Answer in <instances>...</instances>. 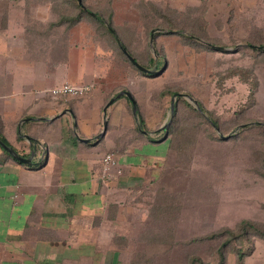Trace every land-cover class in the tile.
<instances>
[{
  "label": "rangeland",
  "instance_id": "1",
  "mask_svg": "<svg viewBox=\"0 0 264 264\" xmlns=\"http://www.w3.org/2000/svg\"><path fill=\"white\" fill-rule=\"evenodd\" d=\"M10 1L13 15L20 10L27 16L60 19L77 13L71 3L57 0ZM81 2L85 16L76 26L84 24L108 63L121 71L125 81L118 89L132 93L145 117L157 119L151 129L167 122L175 94L188 95L201 105L198 118L185 113L174 127L160 177L138 192V206H133L139 211L126 212L128 235L117 240L129 259L122 264H244L252 253L241 262L236 259L242 238L235 236L242 222L256 223L264 231V132L249 129H264V60L243 50L253 42L248 36L264 46V0ZM95 13L101 21L111 20L140 66L153 71L154 59L163 62L160 70L150 78L138 74L102 30L96 34L98 24L88 18ZM194 17L206 23L210 37L196 44L198 48L181 33L182 28L190 31L186 21ZM207 43L220 52L206 49ZM239 68L250 69L257 81L253 104L247 100L248 87L238 77L227 78L228 71ZM163 90L174 95H160ZM178 99L183 98L175 99V105ZM139 116L137 111V124ZM211 118L218 131L209 124ZM213 235L218 236L209 238ZM250 239L255 256L264 255V238Z\"/></svg>",
  "mask_w": 264,
  "mask_h": 264
},
{
  "label": "crops",
  "instance_id": "2",
  "mask_svg": "<svg viewBox=\"0 0 264 264\" xmlns=\"http://www.w3.org/2000/svg\"><path fill=\"white\" fill-rule=\"evenodd\" d=\"M13 5L0 1V139L31 165L0 147V264L126 263L117 240L127 238L126 212L139 211L140 189L160 177L167 128L151 129L157 119L138 103L137 124L118 89L125 78L84 24L13 15ZM65 83L92 88L50 96ZM107 154L115 166L104 178ZM254 248L244 264H264Z\"/></svg>",
  "mask_w": 264,
  "mask_h": 264
},
{
  "label": "trees",
  "instance_id": "3",
  "mask_svg": "<svg viewBox=\"0 0 264 264\" xmlns=\"http://www.w3.org/2000/svg\"><path fill=\"white\" fill-rule=\"evenodd\" d=\"M57 1L65 2V3H71L75 7V9H77V13L75 12L74 15L69 14L67 16H61L60 23L62 25H66V28H70V27L76 25L77 23H79L81 21V18L85 16V11L80 7V5L75 0H57ZM88 18L94 24H96V25L98 24V26H96V34L97 35L102 30L101 32L102 33L104 32L105 38L110 43L114 44L119 50H121L123 48L127 52V54L133 58L134 61H136V62L138 61L134 56H132L130 54L126 41H124L122 38H120L118 36V34L116 33V31L112 28V26L110 25V21H111L110 19L106 20V21H101L100 16L97 15L96 13L94 14V16H89ZM186 23H187V26L189 27L190 31H185V29L182 28L183 32L181 31V33H184L183 36L185 37V39H187L190 42L191 46L198 48V46H196V44H198L200 41H208L209 40L210 37L207 33V30L205 27V25H206L205 22H203V21L200 22L197 19V17H194L192 20H187ZM246 38L250 41H253L252 43H254V44L252 45V43H249L243 50H247L249 52L250 56H252L253 58H258L261 56L262 60H264V57H263L264 56V46L261 45L260 43L255 42L256 37H254V36H248ZM206 46H207L206 49H208V50L220 52L218 49L213 48L214 47L213 43L212 44L207 43ZM219 46H221V45H219ZM121 54L125 59H127L126 56L122 52H121ZM127 61H128V59H127ZM128 63H129V65H131L135 69V67L129 61H128ZM151 63L153 64V68H155V70H154L155 73H157L160 70L161 66L163 65V62L155 61L154 59H151ZM140 74L144 77H153L152 75H147V74H143V73H140ZM231 77H233V78L238 77V81L241 84L248 87L247 100L251 104H253V102H254V95L253 94H254L255 89L257 88V81L254 78L253 74L251 73V70L250 69L245 70V69L239 68V69L228 71L227 78H231ZM160 95H167V96L171 97L174 95V93H172L171 91H168V90H163ZM199 108H201L200 104H199ZM180 110H182V111H180ZM179 111L181 113H178ZM185 113L195 114L198 118L200 112L197 111L193 106H191L185 99H178V103L176 105L174 104L172 121H171L169 127L165 131L167 134V137H168V144H171V137L172 136H170V134L176 129L174 127L179 124V121L182 120L181 116ZM179 115H180V117H178ZM199 119H201V121H203L202 117H200ZM208 122L211 126H213V128H214V126L216 128L218 127L216 124V121L213 120L212 118L209 119ZM181 129H182V127H181ZM246 129H247L246 127L243 128V131H246ZM249 129H250V131H252V129H253V130H256V132H258V131L264 132V129L262 127H260L259 125L254 126V127H250ZM173 135H174V132H173ZM0 141L2 143H4V141L2 139H0ZM2 152L4 154L8 155L4 149L2 150ZM226 232H228V234L232 233L230 231H226ZM217 236L218 235H213L209 238H215ZM249 236L250 237L251 236H261L262 238H264V231L256 223L243 221L241 231L239 232V234L237 236H235L238 238H242V242L240 244L241 247L236 252V259L239 262H241L242 258L245 257L246 254L252 250V247H253L252 243L253 242L251 241V239L249 240V242L247 240ZM121 240H123V239L118 240V242H120ZM194 263H195V261H194ZM191 264H193V263H191Z\"/></svg>",
  "mask_w": 264,
  "mask_h": 264
},
{
  "label": "water",
  "instance_id": "4",
  "mask_svg": "<svg viewBox=\"0 0 264 264\" xmlns=\"http://www.w3.org/2000/svg\"><path fill=\"white\" fill-rule=\"evenodd\" d=\"M79 5L80 7L86 11L85 7L82 5L81 3V0H75ZM93 15V14H92ZM94 16V15H93ZM152 38H153V32H151L150 34V38H149V44H150V47L151 49L154 51V48L152 46ZM218 49H221V48H218ZM122 53L126 56V58L128 59V61L141 73H144V74H147V75H152V74H155V71L153 70H147L145 69L144 67L140 66L136 61L133 60V58L131 56H129L127 54V52L122 48L121 49ZM121 95H125L127 97V99L130 101V103L132 104V113L134 115H136V104L132 98V96L130 95L129 92L127 91H122L121 92ZM177 98H183L185 99L186 101H188L189 103H191L198 111H200V108L197 104V102L192 98V97H189L188 95H185V94H175L174 95V100L172 101L171 105H170V108H169V118L167 120V122L164 124L163 126V129H166L169 122H170V119L172 118V115H173V109H174V104H175V99ZM113 101V99H110L109 103H111ZM105 127H106V122L103 123V130H105ZM215 130L218 131V129L214 126ZM0 147H2L5 151H7V153H9V155H11L14 159H16L19 163L21 164H24V165H31V161L30 159H26V158H23V157H20L19 155H17L15 153V151L13 149H11L10 147H8L7 145H5L4 143H2L0 141Z\"/></svg>",
  "mask_w": 264,
  "mask_h": 264
},
{
  "label": "built area",
  "instance_id": "5",
  "mask_svg": "<svg viewBox=\"0 0 264 264\" xmlns=\"http://www.w3.org/2000/svg\"><path fill=\"white\" fill-rule=\"evenodd\" d=\"M91 85L89 84H68L65 83L60 87L52 88L49 93L53 98L67 97H82L90 92ZM115 166L114 160L110 154H107L102 159V174L104 178H108L111 169ZM119 172V171H117Z\"/></svg>",
  "mask_w": 264,
  "mask_h": 264
}]
</instances>
